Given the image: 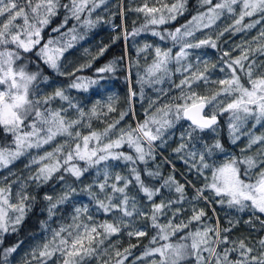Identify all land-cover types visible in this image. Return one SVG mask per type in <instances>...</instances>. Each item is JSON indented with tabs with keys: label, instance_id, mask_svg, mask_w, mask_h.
Returning <instances> with one entry per match:
<instances>
[{
	"label": "snow or ice",
	"instance_id": "1",
	"mask_svg": "<svg viewBox=\"0 0 264 264\" xmlns=\"http://www.w3.org/2000/svg\"><path fill=\"white\" fill-rule=\"evenodd\" d=\"M89 3H91L90 8ZM99 3H104V0H99ZM99 3L97 0H70L69 7V5H60V0H0V17H5L0 20V128L6 135L12 137L10 142L0 144V169L8 167L31 148H39L43 144L50 143L57 136H66L69 141L65 143L74 142V144L65 155L63 163L69 165L65 170L70 171L79 179L89 168H96L97 180L93 185L87 186L90 198L95 202L98 211L102 210L105 214L113 212L121 214V218L115 223L108 221L96 223L92 215L88 214L87 221L92 222L88 223L81 219L82 215L88 213V208H75L71 218L72 222L52 229L51 235L45 238V242L33 250L32 259L38 261V264H48L49 261H53V264H83L85 257L100 255V245L109 236L120 232V224L125 223L123 218L138 215L150 219L151 226L157 229L151 243L157 244L158 241H165L158 247L146 249L143 257L138 258L154 257L149 264H183L185 260L192 257H195L196 264H264V239L258 241L259 254L251 255L254 249L248 247L243 240L229 241L226 235H221L219 221L215 227L205 226L203 230L190 231L172 242L171 237L183 232L193 221H200L206 213L203 209L197 211L194 208L193 215L187 222L181 220L179 223H174L173 221L183 209L174 208L173 205L181 203L186 198L184 186L177 183L174 177L169 176L160 187H149L142 180L140 171L135 166L138 162L147 163V159H154L155 142L159 140V146L162 147L166 143L165 134H170L169 130L182 119L190 123L181 134V141L187 138L188 141L193 142L191 144L193 149L195 148L194 141L199 139L195 134L205 129L215 131L217 117L223 113H229V132L233 143L239 139L237 133L241 132L249 120L253 121V128L256 125H264V61H258L255 58L257 53L264 55V41L260 39L264 37V31L260 32L259 37L254 38L257 42L254 48L243 49L240 57L231 59V63L227 64V67L231 69V75L228 78L209 81L205 74L208 70L206 64L204 71H200L198 67L193 71L191 63H181L189 55L187 49L205 45L216 47L211 39H200L196 42L186 39L193 37L195 31L211 27L225 13L235 15L237 5H239V13L231 28L234 31L251 29L259 23V20L247 25H243L242 22L245 17H252L256 14H260V19H264V0H217L215 4L213 0H201L202 5L209 6L207 11L193 17L188 25L182 26L183 30L177 28L174 32H167L166 35L153 31L152 35L159 36L161 40L171 39L174 46L180 45V50L173 57L171 49L163 50L156 47L154 49L155 58L146 70L147 78L141 76L138 83L141 85L147 83L151 86L152 83L163 82L165 77L170 76L168 65L174 59L180 65L176 71L182 70L189 73L179 85H176L181 88V94L174 99L179 100L180 103L166 102L156 107L154 112L146 111L145 120L138 122L135 128L130 125L127 128H116L120 120L128 114V112H121L119 119L109 123L102 131L93 130L88 135H82L79 130L73 131V129L82 125L86 116L91 120L92 117L98 118L99 115L107 113H98L95 106L89 113H85L70 100L63 88H57L51 94L43 93L39 85L47 83L48 77L41 76L39 71H29L27 62H19L25 60L24 53L32 52L40 45L43 27L49 23V18L55 15L59 7L63 6L68 9L72 18L80 20L81 14L87 10L90 16ZM183 9V0H178V3L168 8L171 15L167 19H175V13L182 14ZM135 11L151 15L159 10L148 8L145 5ZM67 19L68 17H65V23ZM205 20L207 23H203ZM17 21L20 22L17 23ZM165 21L166 17L163 15L158 19L151 15L148 23L157 25ZM84 24L88 27L94 26V22L90 19H86ZM228 30L226 28L224 31ZM53 31H59V28ZM140 31L141 29H137L132 35H138ZM71 32L73 34L66 44L58 45V42L48 40L35 52L37 57L59 75H65L60 71L58 63L60 56L73 46V41L83 39V36L75 34L74 28ZM65 35L68 34L65 33ZM127 38L126 34L125 39ZM150 47L152 46L145 45L144 50ZM249 54L254 57L251 61H249ZM224 55L229 54L225 52ZM245 61H248L247 66H245ZM237 68L244 73L247 85L241 82V77L237 75ZM113 70L114 62L98 69V72L110 73ZM220 70L224 71L223 68ZM152 77L155 79H151ZM201 81L205 84H218L220 87L217 90H211L210 95H202L193 87ZM93 83L96 81H85L77 77L69 87L87 90V86ZM135 95V92L130 91V98ZM57 99L66 101L68 108L75 109L76 118L67 116L68 108L52 107L53 101ZM112 99L109 97V103L105 105L108 112L115 110L112 107ZM99 103L97 101V104ZM155 103L156 101H150L149 108H152ZM209 106H211L210 112L206 113L205 108ZM129 111H131V106ZM88 127H91L90 123ZM241 134L249 137L247 148L250 149L256 144L261 145L253 155H243L246 149H242L240 157L225 155L222 161L211 160L210 158L216 152H225L218 140L211 146L205 144L203 151L188 153L192 159L198 157L199 165H192V167H196L198 174L204 177V184L195 189L196 194L193 199H203L207 203H216L221 206L227 205L239 212L250 210L253 215L264 214V134L255 135L251 131ZM113 136H115L114 139ZM124 145L132 149L135 155L118 151ZM64 146L60 145L55 152H62ZM186 147L188 145L182 142L174 151L180 152ZM45 159L55 160V163L42 166L32 179L47 180L61 167L54 153H47L40 158L41 161ZM75 159L84 161L86 167L81 168L70 164ZM108 161H122L128 164L130 174L124 176L110 171L111 166L107 163ZM33 162L38 161L34 159ZM102 164L103 168H100ZM145 171L153 178L160 175L159 171L153 172L147 169ZM133 183L151 203L150 213L146 214L138 208L136 197L129 194L128 189ZM93 187L98 191H92ZM161 188L174 190L179 194L178 198L176 200L161 199L157 203L154 198L161 195ZM206 192L211 193V198L205 195ZM10 194V184L0 187V233L8 231L10 227L15 231L14 225L19 224L23 219L25 201L29 198L21 190L17 193L19 203L12 204L9 199ZM68 198L69 194L64 193L54 203H50L49 218L54 214L53 210ZM45 199L52 201L50 196H46ZM9 209L19 215L10 218ZM165 209L172 212V217L162 225L158 221L160 216L167 215ZM256 218L259 219L258 216ZM229 223L234 226L232 221ZM261 223L264 224V220ZM230 231V227L223 229L224 233ZM128 235L145 236L146 232L144 230L129 231ZM229 243L238 244V246L226 247L222 253L217 251L216 246ZM16 247L18 245L7 249L4 253L5 258L15 252ZM125 251L128 252V249ZM232 252H238L240 258L229 259ZM204 253L208 255L204 256ZM116 256H121V253L117 251ZM54 257L55 260H53ZM124 259H127V256L117 260V264H123ZM104 264L108 262L104 261Z\"/></svg>",
	"mask_w": 264,
	"mask_h": 264
},
{
	"label": "trees",
	"instance_id": "2",
	"mask_svg": "<svg viewBox=\"0 0 264 264\" xmlns=\"http://www.w3.org/2000/svg\"><path fill=\"white\" fill-rule=\"evenodd\" d=\"M216 2L217 0H213V4ZM65 3L66 0H60V5H65ZM97 3H99V0H97ZM176 3H178V0H104V3H99V6L90 14V16L92 15L90 20L94 22V26L92 27H88L84 24V18L75 20L69 17L66 8L61 6L56 10L55 15L49 18V23L43 27L40 45L34 48L32 52L24 53L25 60L19 63L27 62L29 71H39L41 76L48 77L47 83H41L39 85L43 93L51 94L57 88H63L70 100L78 105L79 108L83 109V111L91 110L94 106L96 108L101 106L97 112L107 113L106 115H99L98 118L92 117L88 122V124H91V127H88V125L85 127L82 124L78 125L73 131L79 130L82 135H88L93 130L102 131L109 123L118 120L121 112H128V114L124 116L123 120H120L116 128H127L129 125L135 128L134 121L137 123L143 122L146 118V111L149 113L154 112L156 107L166 102L180 103L179 100L174 99L181 94V88L176 87V85L180 84L187 73L182 70L176 71L180 65H178L174 59L168 65L170 76L165 77L163 82L152 83L151 86L147 83L143 85L138 83L141 76L147 78L146 70L155 58L154 49L156 47H160L163 50L171 49L173 57H175L176 53L180 50V45L174 46L171 39L161 40L159 36L152 35V32L156 31L162 35H166L167 32H174L177 28L183 30L182 26L187 25L193 17L206 12L209 7L208 5H202L198 0H183L184 9L182 14L175 13V19H167V17L171 15L168 12V8ZM145 5H147L148 8L158 9L159 11L154 13V16L157 19L161 15L165 16V23L157 25L149 24L148 20L151 18L149 14L135 11V9L142 8ZM88 7H91V3H89ZM237 16L238 14L234 17L227 16L223 18V29L219 30L216 34L212 33L211 36L206 38L215 42V48L205 45L187 51L192 54L194 52V54L197 55L203 54L205 57H208L207 59L216 61L217 63L225 62V69L229 72L228 76L231 75V69L227 67V64L231 63L230 58L240 57L243 49L249 47L254 48L257 43L254 38L259 37L260 32L264 31V19H260V14H256L252 17H245L243 20V25L259 20V23H256L253 28L243 31H234L231 26ZM65 17H68L66 23ZM0 18L1 20L5 19V17ZM19 22L20 21H17V23ZM61 25H63V27H61ZM56 28H61L62 32H68L69 40L73 34L71 32L73 28L75 29V34L83 36V39H77L72 42L73 46L65 51L59 62L60 71L65 73V75L57 74L35 55L37 49L42 47L49 38H52L54 42L56 41V34L50 33ZM226 28L229 30L224 31ZM137 29H141L139 34L132 35ZM220 33L223 34L221 35ZM126 34L128 37L127 39H125ZM200 39L201 37L198 36L196 41ZM260 39L264 41V37ZM234 44L236 46H233ZM145 45H151L152 47L144 50ZM101 50L103 51L101 52ZM225 52L229 55L225 56ZM191 57L192 56L189 54L186 60H183L181 63L187 64L190 62ZM253 58L254 57L249 54V61ZM255 58L258 59V61H264V55H259L257 53ZM113 62L114 70L112 72H98V69L112 64ZM244 63L245 66H247L248 61ZM77 69H79V71ZM237 75L241 77V82L247 85V79L239 68H237ZM77 77L85 81H96V83L89 84L87 90L69 87ZM151 79L154 80L155 77ZM215 81H218V79H215ZM161 84L163 86L167 85L169 88L167 93L160 94L157 91L161 87ZM208 84L211 90H217L220 87L218 84ZM202 85H204V83L201 81L198 84H194L193 87H202ZM142 88L143 91L141 92ZM130 91L135 92L136 95L130 98ZM107 95V103H102V105L101 103L97 104V101L101 102V100H104V96ZM149 96H151L153 101H156L152 108H149ZM109 97L113 98L111 103L115 110L112 112H108L107 107H105V105L109 103ZM130 106L131 111H129ZM52 107L68 108V103L57 99L53 101ZM226 114L227 113H224L217 117L220 122V132L216 141L218 140L221 143L225 153H232V155L240 157L241 151L238 150L237 145H235V143H230L227 139V135L225 137L226 126L224 125L223 119ZM67 116L69 118H76V110L68 108ZM87 118V116L84 118L83 123ZM216 126H218V124ZM113 131L115 132L116 130ZM198 133L200 134V140L204 141L205 138L203 136L206 131H198ZM11 139L12 137L6 135L3 129L0 128V144L10 142ZM66 141H69V138L66 136H57L56 138V142L65 144L62 152H53L55 154V159L59 160L61 167L58 171L53 172L47 180L32 179V177L37 175V170L35 171V163L30 164L28 162L27 157L30 156L31 153L24 154L8 167L16 173V183L22 179V176L18 175V172L22 174L23 171H28L24 180L25 189L23 193H26L29 198L25 201L23 219L19 224L14 225L15 231L10 227L7 232L0 235V264H6L7 262L11 264H29L30 261L25 259L26 249L32 243H44L46 237L45 232L51 231L52 228H58L61 224L69 223V217L74 211V202L70 201V197L64 203L58 205V207L53 210L54 214L49 218L48 209L50 203H54L64 193L71 192L70 194L72 197H79L80 199L86 200L88 203L94 204V201L88 194L87 186L93 185L94 181L97 180L96 168H89L79 179L72 175L70 171H66L65 169L68 168L69 165H65L63 161L66 153L74 144V142L66 144ZM212 142L213 141H210V143ZM159 145L160 144L156 141L155 147L158 148L166 161L159 155L154 154L155 158L147 159V163L138 162L135 166L140 171L142 180L149 187H160L165 179L172 176L177 183L184 186L186 198L181 203L173 205L174 208L183 209L173 221L174 223H179L181 220L187 222L193 215L194 208L197 211L203 209L206 213L200 221H193L183 232L171 237V241L175 242L179 236L185 235L190 231H195L197 229L203 230L205 226L215 227L217 221H219L221 235H226L229 241L239 242L243 240L248 247L254 249L251 255H258L260 252L258 241L264 239V224L261 223V221L264 220V216L258 213L253 215L249 210L243 212L238 211V213L235 208H229L227 205L221 206L216 203L207 204L203 199L194 200L193 197L196 194L195 189L203 186L202 181H199L198 178L195 177V171L182 161L180 153L174 151L176 149V142L167 141V143L163 145L164 147ZM118 151L135 155L134 151L127 145H124L122 148L118 149ZM45 155L46 153H41V157ZM217 159H219V157ZM42 162L49 165L55 163V160L45 159L42 160ZM167 162H169L176 171L182 174L192 186L188 185L185 182L186 180H182L181 177L171 169ZM107 163L111 166L109 170L112 172H118L124 176L130 174V166L122 161H108ZM70 164H74L81 168L86 167L84 161L78 159L71 161ZM99 167L103 168V164ZM146 169L153 172L159 171L160 175L157 178L150 177L147 175ZM188 169H190V171H188ZM5 172V168L1 169L0 175ZM100 179L102 180V177H100ZM8 182L13 185L11 177L8 179ZM7 185L8 184L5 183V187ZM73 189L75 191H72ZM92 191H98V189L93 187ZM128 191L130 195L136 197L138 208L146 214L151 212V203L144 197L134 183L129 187ZM205 195L211 198V193L206 192ZM46 196L52 197V201L45 199ZM178 196L179 194L174 190L169 191L167 188H161V195L154 199L159 203L161 199L176 200ZM165 212L167 215L160 216L158 221L162 225L167 223L172 217L171 211L165 209ZM237 213L239 214L238 216ZM104 216L108 217L109 214L103 212L100 215V218L103 220L102 223L105 222ZM257 216L259 219L256 218ZM130 218L133 219L132 225L125 226L120 224V232L104 240V243L100 245V253L104 249H114L116 252L119 251L121 253V256L118 257L115 255V258L127 256L124 262L125 264H133V262L134 264H149L154 257L138 258L143 257L146 249L158 247L159 244H163L165 241H158L157 244L151 243L153 236L156 235L157 229L151 226L150 219L138 215H134ZM229 221H232L234 226L230 224ZM229 227L231 231L224 233L223 229ZM136 230H144L146 235H128L129 231ZM17 245L16 251L5 258V251ZM237 246L238 244L229 243L227 245L220 244L216 247L217 251L222 253V250L226 247L231 248ZM125 249H128V252H126ZM203 255L207 256L208 254L204 253ZM238 258H240L238 252L230 253L229 259L234 260ZM155 259H158V257H155ZM83 264H98V260L96 256L85 257ZM183 264H196L195 257L185 260Z\"/></svg>",
	"mask_w": 264,
	"mask_h": 264
},
{
	"label": "rangeland",
	"instance_id": "3",
	"mask_svg": "<svg viewBox=\"0 0 264 264\" xmlns=\"http://www.w3.org/2000/svg\"><path fill=\"white\" fill-rule=\"evenodd\" d=\"M198 2L201 3V0H198ZM66 4H68L69 7H70V0H66L65 5ZM66 12H67L68 16L71 17V13H70V11L68 9H66ZM238 13H239V5L236 6V14L235 15H237ZM151 15H154V13H152ZM151 15H150V17H151ZM235 15L234 14L225 13L219 19H217L211 25V27L201 28L200 30H197V31L194 32V36L193 37H189V38H186V39L191 40L192 42H195L196 39L198 38V36H200L201 39H206L209 36H211L212 33L213 34H216L219 30H222L223 29V27H224L223 24H222L223 23V20H222L223 18H225L227 16L228 17H234ZM91 16H89L88 13L85 11V13L81 14L80 19L84 18V21H85L86 19H90ZM0 20H1V18H0ZM203 23H207V20L203 21ZM50 33H55L56 34L55 35V40H56L55 42H58V45H64V44H66L69 41L68 35H65V33H68V32H62L61 31V28H59V31H51ZM48 40H52V38H49ZM233 46H236V45L234 44ZM187 50H190V49H187ZM232 50H233V48H232ZM64 53H65V51L63 52V55H64ZM189 54L192 57H191L190 62H188V63H191L193 65V71L197 67L199 68L200 71H204L205 64H206L208 70H207V72L205 74L208 76L209 81H215V79H218V80L225 79V78H228L230 76V75L228 76L229 72L226 71V69H225V65H224L225 62L224 63H217L216 61H211V60L207 59L208 57H205L203 54H200V55L198 54L197 55V54H194V52H193V54L192 53H189ZM62 56H60L58 63L61 61ZM231 59H233V58H230V60ZM221 68H223L224 71H221L220 70ZM187 75H189V73H187ZM187 75H185V76H187ZM194 88H196V90L200 94H202V95H210L211 94V87L209 86V84H205L204 83V85H202V87L195 86ZM168 89L169 88L167 87V85L163 86L161 84V87L157 91L160 94H164V93H167ZM103 99L104 100H101V102H100L101 105H102V103H107L108 102V95L107 96H104ZM220 99H223V97H220ZM150 101H153V99L151 98V96H149V103H150ZM99 108H101V106H98L97 107V111L99 110ZM210 108H211V106H209L207 108L208 113L210 112ZM84 112L85 113H89L90 110L84 111ZM228 117H229V113H227L226 116L223 119L224 120L223 121L224 122V125L226 126V134H225V137L227 135V139L229 140V142L232 143V144H234L232 142V139H231V136H230V132H229V121H228ZM88 122H89V119L87 118L85 120V122L83 123V126L86 127V125H88ZM134 122H135L134 124H135V127H136L137 122L136 121H134ZM252 123H253V121L249 120L248 123H247V125L243 129H241V132L240 133H237V135L239 136V139H237L235 141V145H237V148H238L239 151H241L242 149H246V151L243 153V155H253L256 152V150L261 147L260 144H256V145H253L252 148H250V149L247 148V144H248L249 137H248V135L241 134V133H247L249 131H251L255 135L264 134V125H256V127L253 128L252 127ZM188 125H189L188 123H184L183 120H180L179 122L176 123L175 127H173L172 129L169 130V133L170 134H168V133L165 134V140H166V143H167V141H169V142L170 141L176 142V148H178L179 145L182 142L185 143L186 145H188V147H186L184 150H182V151L179 152L180 155H181V159H182V161L184 163L187 164L188 167H190L191 169H193L195 171V177L198 178L199 181H202V184H204V177L203 176H200L198 174L196 167H192V165H197V166L199 165V159H198V157L196 159H192L188 155V153L191 152V151H197V152L203 151L205 144H207L209 146H211L212 144H214L216 142V139L219 136L220 126H216V128L214 127L216 129L215 131H213L212 129L207 130L206 133L203 136L205 138L204 141H201L200 138L198 140L194 141L195 148L193 149L192 146H191V144L193 142L188 141L187 138H185L184 141H181V134L185 131V129L188 128ZM175 130H176V132H175ZM195 135H197L198 137H200V134L198 132ZM56 138L53 141H51L50 143H47V144L43 145L42 147H39V148L33 147V148L29 149L25 153V154H27V153H31L32 154V155L30 154V156L27 157L28 162L30 164L34 163L33 162L34 159L36 161H38L34 165L35 171L37 170V173H38L39 169L42 166L48 165L46 163H43L40 160L41 153L42 154L43 153H46L47 154V153H50V150H51V153H53V152H55V150L60 145L63 144V143L61 144V142H56ZM112 138H115V137L113 136ZM210 141H213V142L210 143ZM157 142L160 144V141L159 140ZM63 145H65V144H63ZM240 153L242 155V152H240ZM154 154H157L160 157H162V159H164V156L159 152L158 148H156V147H154ZM225 155H232V153H225V152L224 153H220V152H216L210 159L211 160H216V161H222L225 158ZM218 157H219V159H217ZM164 160L166 161V159H164ZM13 163H11V164H13ZM167 163L169 164V166L171 167V169H173V171L176 172L181 177L182 180H184V181L186 180L185 177L182 174H180L178 171H176V169L169 162H167ZM10 165H8V167ZM8 167L5 168V171L6 172L4 174L0 175V187H5V183L9 185L10 182H8V179L11 177V179L13 181V185L10 184L11 185V194H10V197H9L10 203H12V204H18L19 198L17 196V193L20 192L21 190L23 191L25 189L24 180H25V177L28 174V171H23L22 174L18 172V175L22 176V179H20L18 181V183H16V173L14 171H12L11 168H8ZM0 171H1V169H0ZM188 171H190V169H188ZM256 171H258V169ZM208 174L210 175V173H208ZM185 182L188 185L192 186V184L190 182H188L187 180ZM70 193H68V194H69V197H70V201H73L74 202V210H75V208H84V207H87L88 208V213L81 216V219L82 220L87 221V215L90 214V215H92V217H93V219H94V221L96 223H102L103 220H102V218H100V215L103 213V211L102 210H100V211L97 210L96 205H95V202H94V204L93 203H88L86 200L80 199L79 197H72V195ZM205 203H207V202L205 201ZM12 212H14V211H12L11 209L8 210V216L10 218H15L17 215H19V213H17V212L16 213H12ZM238 213H237V216L239 215ZM73 214H74V211H73ZM73 214L69 217V223H67V224H70L72 222L71 218H72ZM263 216H264V214H263ZM104 218H105V221H108L110 223H115V222H117L121 218V214H119V212H113V213H110L108 217H105L104 216ZM123 219L125 221V223H123V225H125V224L126 225H132L133 219L127 218V217H125ZM87 222L88 223H92L91 221H87ZM52 229H56V228H52ZM52 229H51V231H52ZM51 231L45 232L46 237H49L51 235ZM4 233L5 232H2V233H0V235H2ZM42 244L43 243H41V242L32 243L26 249L25 259L27 261H30L32 264H38V261L32 259V252H33L34 249H37ZM105 250H106V252H105ZM115 255H116V251L114 249H112V250H110V249H104L100 253L99 256H96V258L98 260V264H104V261H107L108 264H117V260L123 259V258L122 257L121 258H115ZM53 260H55V257L53 258ZM124 262H125V259L123 260V264H125ZM6 264H11V263L10 262H7ZM48 264H53V261H49Z\"/></svg>",
	"mask_w": 264,
	"mask_h": 264
},
{
	"label": "flooded vegetation",
	"instance_id": "4",
	"mask_svg": "<svg viewBox=\"0 0 264 264\" xmlns=\"http://www.w3.org/2000/svg\"><path fill=\"white\" fill-rule=\"evenodd\" d=\"M207 108H208V107H207ZM205 112L207 113V109H206ZM182 120H183V119H182ZM183 121H184V120H183ZM184 123H186V122L184 121ZM219 123H220V122H219V120H218V118H217V124H218V126H219ZM188 124H189V123H188ZM215 126H216V125H215ZM215 126H214V127H215ZM205 131H207V130H205ZM258 214H260V213H258ZM262 215H263V214H262Z\"/></svg>",
	"mask_w": 264,
	"mask_h": 264
},
{
	"label": "water",
	"instance_id": "5",
	"mask_svg": "<svg viewBox=\"0 0 264 264\" xmlns=\"http://www.w3.org/2000/svg\"><path fill=\"white\" fill-rule=\"evenodd\" d=\"M207 107L205 108V111H206ZM186 123H190L189 121L187 120H184ZM205 130H210V129H205Z\"/></svg>",
	"mask_w": 264,
	"mask_h": 264
}]
</instances>
